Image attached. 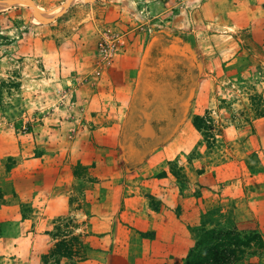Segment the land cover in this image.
Returning <instances> with one entry per match:
<instances>
[{"label": "rangeland", "instance_id": "rangeland-1", "mask_svg": "<svg viewBox=\"0 0 264 264\" xmlns=\"http://www.w3.org/2000/svg\"><path fill=\"white\" fill-rule=\"evenodd\" d=\"M0 2L9 5L0 10V264H84L93 259L87 243L83 259L81 242L74 244L72 260L53 257L51 231L62 229L60 234L80 236L85 243L83 222L75 210L58 218L41 214L39 199L31 194L42 171L53 168L50 162L35 161L57 148L55 119L43 106L57 96L66 99L65 90L73 84L88 85L106 104L113 117L109 124L125 145L123 129L141 127L131 116L150 109L145 98L137 97L135 82L140 57L156 36L186 45L195 62V96L186 118L177 119L178 128L175 122L160 134L154 129L155 143L131 160L148 168L140 170L141 185L148 184L143 192L141 186V198L150 209L158 206L149 195L155 188L151 182L163 179L179 190L180 212H191L194 202L201 214L220 206L233 213L241 234L255 232L264 241V49L239 15H250L244 1ZM19 4L25 6L11 9ZM32 4L40 19L51 14L53 20H35ZM104 38L114 51L110 63L99 67L98 45ZM59 80L63 87L55 86ZM78 98L84 97L73 95L68 102ZM196 117L202 132L193 124ZM132 152L127 151V159ZM192 160L201 166L188 172ZM171 168L179 171L177 179ZM253 251L251 262L264 264V248ZM113 263L109 258L108 264Z\"/></svg>", "mask_w": 264, "mask_h": 264}, {"label": "crops", "instance_id": "crops-1", "mask_svg": "<svg viewBox=\"0 0 264 264\" xmlns=\"http://www.w3.org/2000/svg\"><path fill=\"white\" fill-rule=\"evenodd\" d=\"M241 1L248 6L250 15H239L249 22L254 30L250 31L252 35L262 39L257 43L264 49V0L260 4ZM62 83L59 80L55 86L63 87ZM91 92L88 85L81 88L73 84L65 90L66 99L59 101L57 96L50 105L43 106V111L55 119L58 135L57 148L35 161L44 165L50 162L53 166L49 172L42 171L35 191L31 192L42 206L38 209L43 215L51 213L53 218L74 210L76 218L80 214L81 236L91 246L87 253L93 255L84 264H100L98 257L103 264H108L109 258L115 264H183L194 244L188 229L200 222L196 203L191 212H180L179 190L163 179H154L151 186L155 188L149 195L158 199V209L149 208L140 191L141 186L145 188L142 192L148 186L141 185L140 170L148 168L145 165L140 169L139 164L127 159L124 144L114 125L109 124L113 117L108 115L100 97ZM73 95L84 98L68 102ZM119 99L125 100L120 93ZM199 164L192 160L188 172L200 168Z\"/></svg>", "mask_w": 264, "mask_h": 264}, {"label": "flooded vegetation", "instance_id": "flooded-vegetation-1", "mask_svg": "<svg viewBox=\"0 0 264 264\" xmlns=\"http://www.w3.org/2000/svg\"><path fill=\"white\" fill-rule=\"evenodd\" d=\"M146 46L136 73L135 92L137 97L145 98L144 104L150 109L131 116L140 121L139 129L131 125L123 129L124 154L128 155L130 148L133 150L129 160L137 158L146 145L155 143L156 132L162 133L179 117L185 119L195 96V62L186 45L178 44L171 36H156ZM152 114L163 119L152 117ZM178 124L175 123L176 129Z\"/></svg>", "mask_w": 264, "mask_h": 264}, {"label": "trees", "instance_id": "trees-1", "mask_svg": "<svg viewBox=\"0 0 264 264\" xmlns=\"http://www.w3.org/2000/svg\"><path fill=\"white\" fill-rule=\"evenodd\" d=\"M193 124L197 131L202 132L203 123L198 117L194 118ZM170 171L171 176L177 179L179 171L173 168ZM165 175L162 174L158 178ZM156 207L151 209L157 211ZM61 230L51 231L50 238L56 240L51 249L53 257L72 260L76 251L73 249L74 244L81 242L82 244L78 245L81 246L83 259H85L88 245L83 243L80 236L70 233L60 234ZM188 231L194 244L184 258L183 264H258L251 262V259L255 257L253 249L264 248V241L259 234L255 232L241 234L234 221L233 213L223 212L220 206L201 214L199 224L196 227H189ZM149 236V234H141V237Z\"/></svg>", "mask_w": 264, "mask_h": 264}, {"label": "built area", "instance_id": "built-area-1", "mask_svg": "<svg viewBox=\"0 0 264 264\" xmlns=\"http://www.w3.org/2000/svg\"><path fill=\"white\" fill-rule=\"evenodd\" d=\"M98 51L100 55V61H99L98 66L99 67L101 65L107 66V64L110 63V59H111L112 52L114 51V47H111L110 45H108L106 39L104 38L102 41H100L98 45ZM99 71H100V68L96 70V73L100 74Z\"/></svg>", "mask_w": 264, "mask_h": 264}, {"label": "bare ground", "instance_id": "bare-ground-1", "mask_svg": "<svg viewBox=\"0 0 264 264\" xmlns=\"http://www.w3.org/2000/svg\"><path fill=\"white\" fill-rule=\"evenodd\" d=\"M7 7H9V5L8 4H5V2H0V10H4V9H6ZM32 7L33 8H35V10H36V14L34 15V18H35V20H40L41 22H43V23H48V22H50L51 20H53V15H51V14H47V16H45L44 17V20H42V19H40V17H39V10H38V8L35 6V5H33L32 4Z\"/></svg>", "mask_w": 264, "mask_h": 264}, {"label": "water", "instance_id": "water-1", "mask_svg": "<svg viewBox=\"0 0 264 264\" xmlns=\"http://www.w3.org/2000/svg\"><path fill=\"white\" fill-rule=\"evenodd\" d=\"M18 6H25V5H23V4L14 5L13 7H11V9H12V8H15V7H18ZM190 99H191V95H190V97H189L188 101H190ZM186 112H187V111H186Z\"/></svg>", "mask_w": 264, "mask_h": 264}]
</instances>
